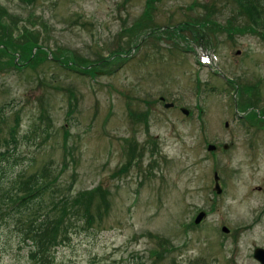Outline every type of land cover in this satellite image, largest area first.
I'll use <instances>...</instances> for the list:
<instances>
[{
    "label": "rangeland",
    "instance_id": "rangeland-1",
    "mask_svg": "<svg viewBox=\"0 0 264 264\" xmlns=\"http://www.w3.org/2000/svg\"><path fill=\"white\" fill-rule=\"evenodd\" d=\"M0 27L2 189L44 175V213L92 214L41 247L0 200V264H261L264 27L238 0H0Z\"/></svg>",
    "mask_w": 264,
    "mask_h": 264
},
{
    "label": "trees",
    "instance_id": "trees-1",
    "mask_svg": "<svg viewBox=\"0 0 264 264\" xmlns=\"http://www.w3.org/2000/svg\"><path fill=\"white\" fill-rule=\"evenodd\" d=\"M238 2L239 4L242 5L243 9L247 11L250 18V22L253 25H256L258 28L262 26L264 27V3L262 0H238ZM0 28L2 33L0 42L2 41L5 44H7V47L8 46L14 47L16 45L14 41L9 40V42H7L5 40L6 29L4 27H0ZM24 43L25 44L21 46L24 47L26 46L25 48L28 53H31V49H32L31 47H35V46L40 47L39 51H42L43 53L46 52L42 48L44 45L40 44L37 38L34 41L32 40V43H30L27 40H25ZM53 59L57 61L56 58ZM240 120L241 122H243L248 120V118L245 117L244 119L241 118ZM5 154L6 153H0L1 156L0 161L5 158L4 157ZM1 167H2V173H4L5 168L4 166ZM43 177L44 175H36L33 178V180H28V181L25 179L22 181L15 180V184L8 191H4L2 189L3 184L2 182H0V191L1 190L3 191L2 195L0 196V200L2 203H4V205L8 207V211H9V213L7 214L8 216H10L13 213V217H15V221H17V224H19L18 222H20L19 220H21V217L19 216L24 215L28 212L29 214L33 212L32 213L33 215H31V217L35 216L33 222L30 223L28 227L25 228L24 230L22 229L23 236L27 238V240H30L31 243H34V241H36L37 243L39 241L40 246H41L42 238L54 242L59 239L60 234L61 235H63L64 233L66 234L67 230L69 229V225L73 224L72 219L79 220L80 217L88 218V215L92 216V214H89L90 212L86 211L89 207L82 208L81 203H79L78 201H69V200L66 201L64 200L65 203L63 206L57 205L58 209L61 207L60 211L57 214L59 215L58 217L60 218L58 217L55 218L57 215L51 214L50 211L44 213L43 211L45 210V208L47 207L49 208V205L45 202L44 196L47 192L50 191L51 186L49 183L51 182L50 181L47 182L43 180L42 179ZM22 190H25L26 194L23 195V197L15 200L16 199L15 197L18 194V192H21ZM35 207L39 210L33 211ZM78 208L81 209V212L78 211ZM64 216L65 218L67 217L65 221H64ZM3 220H4L3 222H6L5 218ZM25 238L24 240H26ZM35 250L31 251V256L33 258L38 255V253L36 254Z\"/></svg>",
    "mask_w": 264,
    "mask_h": 264
},
{
    "label": "water",
    "instance_id": "water-1",
    "mask_svg": "<svg viewBox=\"0 0 264 264\" xmlns=\"http://www.w3.org/2000/svg\"><path fill=\"white\" fill-rule=\"evenodd\" d=\"M167 106H171V104H167ZM184 111H185L186 113H188L187 110L184 109ZM209 147H210L211 149H214V148H215V145L210 144ZM215 179H216V188H217V190H218L219 192H221V188H220L219 183H218L219 176H218L217 173H215ZM205 215H206V213H205L204 211L201 212V213L197 216V218H196V222H197V223L200 222V221L205 217ZM224 230L227 231V227H224ZM254 256H255V258H257L262 264H264V248H260V247L256 248L255 253H254Z\"/></svg>",
    "mask_w": 264,
    "mask_h": 264
},
{
    "label": "flooded vegetation",
    "instance_id": "flooded-vegetation-1",
    "mask_svg": "<svg viewBox=\"0 0 264 264\" xmlns=\"http://www.w3.org/2000/svg\"><path fill=\"white\" fill-rule=\"evenodd\" d=\"M201 41H202V39H201ZM201 41H200V42H201Z\"/></svg>",
    "mask_w": 264,
    "mask_h": 264
}]
</instances>
